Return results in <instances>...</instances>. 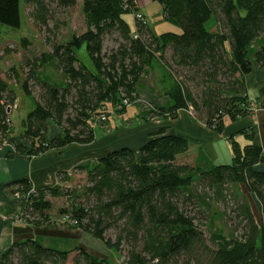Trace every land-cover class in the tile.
<instances>
[{"label": "trees", "instance_id": "obj_1", "mask_svg": "<svg viewBox=\"0 0 264 264\" xmlns=\"http://www.w3.org/2000/svg\"><path fill=\"white\" fill-rule=\"evenodd\" d=\"M55 1L62 6L74 4V0ZM152 1L161 5L164 19L179 26L180 33L155 35L138 20L131 30L122 16L140 12L137 0H82L85 31L72 34L65 43L49 41L48 52L25 62L29 69L21 87L34 107L17 135L7 112L15 104V93L0 76V150L6 143L16 154L31 157L73 143L89 144L96 128L103 125L94 126L98 114L109 115L106 107L124 113L134 104L144 120L174 118L178 110L191 108L195 119L217 133L222 132L225 118L235 121L250 114V103L264 108V85L254 100H248L245 86L253 64L264 71V42L257 43L264 35V0ZM28 2L42 5L40 0ZM211 17L218 26L212 31L205 26ZM19 24V0H0V26L14 29ZM112 33H118L117 46L107 52L104 38ZM83 45L92 71L76 57L75 50ZM153 63L167 77L162 95L169 98L168 107L151 109L136 93ZM46 64L60 71L61 86L38 77ZM30 83L38 88L36 96ZM124 99L128 106L122 104ZM49 122L61 133L48 140ZM240 132L251 139L252 134ZM188 148L187 139L159 129L139 148L138 157L123 147L71 173H59L62 192L50 187L35 190L26 179L7 185L6 191L26 199L20 220L41 226L52 218L48 197L69 196L70 178L84 174L82 199L60 209L59 216L114 253H121L126 245L123 264H178L180 259L188 264H264V150L254 144L241 148L233 141L229 164L212 165L203 156L194 164L177 162ZM227 184H243L257 198L260 221L247 207L240 235L209 231L207 237L187 205L196 207L198 188L216 191ZM111 229L116 230L113 239L107 236ZM77 253L76 262L103 264L82 248ZM68 256L69 252L24 239L0 252V264H65Z\"/></svg>", "mask_w": 264, "mask_h": 264}, {"label": "rangeland", "instance_id": "obj_2", "mask_svg": "<svg viewBox=\"0 0 264 264\" xmlns=\"http://www.w3.org/2000/svg\"><path fill=\"white\" fill-rule=\"evenodd\" d=\"M138 2L140 6L139 10L144 15L148 28L155 35L164 32H181L179 26L164 19L162 7L157 1L137 0ZM39 4L42 5L37 6L34 3L28 2V0H19V27L13 29L7 26H0V76L15 93V104L10 109L11 127L15 135L20 134L22 131V120L25 119L34 107L33 99L27 96L21 87V82L29 69L25 62L28 60L31 61L42 53L48 52L49 41L65 43L69 41L72 34H80L86 29L85 18L81 7L82 0H74V4L71 6H62L55 0H40ZM122 18L129 24L132 30L134 21L132 13L127 12L123 14ZM214 21V18L211 17L206 23V27H210ZM117 38L118 33L105 36L103 43L104 50L110 52L112 49H115L117 46ZM261 42H264V35L257 40L258 44ZM75 54L88 69L93 70L85 45L76 49ZM165 55H167V52ZM160 67L158 63H155L154 67L151 66L142 75L138 88L147 90V87L155 85L159 89L156 94L160 96L165 90V83H167L165 72ZM37 74L40 79L47 80L54 85L61 86L64 83L60 71L52 64L44 65L38 70ZM176 77L181 79L178 75ZM29 85L32 94L36 96L38 94V88L32 83ZM253 88V86H249V95L255 97ZM135 106H128L125 114L131 115V113H134L137 110V106ZM261 108L259 107L258 109ZM108 109L110 108L106 107L104 111ZM110 114L107 116H112ZM113 114H116V112ZM191 115L193 114L191 113ZM7 145L5 144L2 147ZM83 186L84 174L77 173L66 184V188L70 192L69 196L48 197L52 205L49 214L56 220L51 223V228H71L66 224L64 218H60L59 210L70 208L72 204L81 200ZM63 188H61V192ZM197 193L199 199L195 203L196 207L187 205L186 210L190 212V215L195 217V224L207 237L210 234L209 231H217L226 237L231 234L240 235L243 231L245 219L244 209L247 207L255 220L257 222L260 221L262 214L261 204L253 194L246 190L243 184H227L216 191L198 188ZM115 233L116 230L111 229L108 231L107 236L113 239ZM86 239H81L79 244L84 242L89 246L90 248L87 247V252L97 259H102L103 264H123L122 260L125 255L126 245L123 246L121 253L117 254L106 249L100 240L93 238L88 233L86 234ZM77 255L79 254L77 253V247H75L72 251H69L68 260L65 264H87L81 259L76 262L74 257ZM178 264L188 263L184 259H180Z\"/></svg>", "mask_w": 264, "mask_h": 264}, {"label": "crops", "instance_id": "obj_3", "mask_svg": "<svg viewBox=\"0 0 264 264\" xmlns=\"http://www.w3.org/2000/svg\"><path fill=\"white\" fill-rule=\"evenodd\" d=\"M137 7L140 9L139 2ZM207 29L216 30L218 26L212 23ZM249 76L251 77L248 78ZM263 85L264 71L253 64L251 73L245 77L248 100L258 97ZM165 86H168V82L165 83ZM249 86L254 87L255 97L249 95ZM146 89H136L141 103L148 105L151 109L171 105L169 98L162 95L163 92L160 96L156 94L159 89L155 85ZM127 109L128 107L125 112ZM136 109L131 115L125 114V112L113 114L114 111H111V108L108 109L107 112L112 116L108 117L102 127L96 128L95 138L89 144L73 143L60 149H49L31 157L16 154L11 145L1 148L0 252L24 239H32L45 248L57 251L69 252L75 247L88 251L87 247L90 248L84 242L79 244L81 239L87 240V233L71 228H51V223L56 221L54 218H51V223L41 226L21 221L19 214L23 206L6 191V186L15 181L29 180L35 190L50 187L60 191L64 184L59 180V173H71L75 167L88 165L107 153L123 147L131 149L138 157L139 148L151 134L159 129H163L166 134L181 136L189 141L187 152L177 157V162L180 163L194 164L199 156H203L212 165L229 164L233 157V141L241 148L248 144H254L264 150V108L257 109L235 121L225 118L221 133L207 128L186 109L178 110L174 118L149 120L143 119V112L139 107ZM243 130L245 133L252 134L251 139L240 132ZM60 133L61 131L56 125L48 123V140ZM8 153L13 155L7 157Z\"/></svg>", "mask_w": 264, "mask_h": 264}, {"label": "built area", "instance_id": "obj_4", "mask_svg": "<svg viewBox=\"0 0 264 264\" xmlns=\"http://www.w3.org/2000/svg\"><path fill=\"white\" fill-rule=\"evenodd\" d=\"M125 7H126V5H125ZM133 19L134 20H138V21H140V22H143V23H146V20H145V17H144V15L142 14V13H140V12H135L134 14H133ZM134 38H136V35H134ZM261 102L262 103H264V97L261 99ZM122 104L124 105V106H128V102H127V100H123L122 101ZM260 106L259 105H257L256 103H250V109H251V111L253 112V111H256L258 108H259ZM8 113H9V115H10V108L8 109V111H7ZM188 112L191 114L192 113V109L191 108H188ZM193 114V113H192ZM107 115H105V114H103V113H101V114H98V116L96 117V124L94 125L95 127L97 126V124L99 125L100 123H104V122H106L107 121ZM7 121H9V118L7 119ZM4 144H6V143H4ZM14 197V199H16L19 203H21L22 204V210H21V212H20V214H19V219H21V216L25 213V204H26V199H25V197H23V196H21L18 192L13 196ZM64 219H66V217L64 218Z\"/></svg>", "mask_w": 264, "mask_h": 264}]
</instances>
